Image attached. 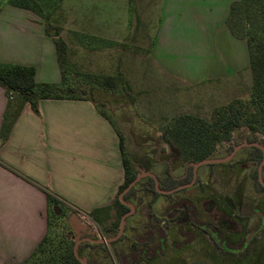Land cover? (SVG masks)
Segmentation results:
<instances>
[{
  "label": "crops",
  "instance_id": "obj_1",
  "mask_svg": "<svg viewBox=\"0 0 264 264\" xmlns=\"http://www.w3.org/2000/svg\"><path fill=\"white\" fill-rule=\"evenodd\" d=\"M233 1L224 0V11L221 14L223 31L228 40L236 44L241 43L243 50L237 60L232 53L226 59L230 75L212 73L211 79L208 80L210 82L224 80L231 75L234 78L245 66L247 56L244 49L248 48L247 44L245 40L235 38L226 25ZM3 11L4 9L0 10V63L32 67L35 69L38 83L59 84L62 74L56 46L53 38L46 36L42 19L32 11L12 5L6 8L7 13L3 14ZM77 25V29L72 31L85 35L91 33L97 41L113 42L118 39L102 33L101 29L91 30L83 23ZM64 28L69 29L68 25ZM165 29L164 26L157 27L146 54H126L119 69L130 88L141 86L142 91L151 94L148 96L144 94L142 101L152 98V101L160 104L175 103L178 101L175 92L181 87L190 88L198 85L191 76L182 77L181 69L175 63L176 52L172 45L175 39L169 40ZM68 31L70 30H63L62 27L61 37L68 46L70 60L72 43L69 34L67 36L65 34L69 33ZM141 45L145 46L144 43ZM80 49L84 55L85 51ZM100 50L96 47L92 51V61L98 68L96 70H103L104 65L106 67L103 60L110 56ZM112 63L111 61L109 69H112ZM116 67L113 66V69L116 70ZM96 74L112 75L100 72ZM8 102L6 91L0 86V135ZM38 110L36 113L30 105H26L13 124L7 140L0 145V264H24L32 256L50 232L51 215L55 207H58L61 213L66 212L73 236L78 239L82 260L86 263L111 264L110 245L117 251L121 249L119 244L125 238L136 248L137 253L139 249L151 250V253L144 254V257L138 254L142 264H151L156 260L164 262L167 254L175 255V252L170 250V242H177L178 245L187 242L184 251L187 254L195 242L201 245V239L197 238L204 237L207 232L191 221L180 222L183 206L178 209L179 217H174V221L167 225H161L162 222H166L165 214L171 202H180L182 199L190 201L183 195L182 189L185 188L187 193L191 190L195 192L196 203H192V206L195 207L200 199L205 198L207 202L202 205L203 209L222 211L216 219L218 229L213 231L209 225V231L212 230L220 240L225 241L227 238H224L222 233L227 231V234H230V231L235 229L236 233L232 235L230 241L227 239L225 242L234 247L242 245L240 243L245 226L241 224V229L237 230L238 226L228 219L235 215V212L230 214L231 209L235 211L239 209L240 188L232 186L234 193L227 194L217 182L229 185L231 181H236L243 172L240 163L245 161L244 156H239L240 152L254 146L238 149L228 161L204 164L197 168L193 164V180L189 184L175 187L173 181L184 179L189 165L182 164L172 147L166 153L160 151L159 146L167 140L150 147L151 141L148 139L149 135H146L143 138L145 140L139 143L142 160L138 167V161L136 162L128 152L129 147L123 128L121 129L95 102L46 99L39 103ZM157 110H161L160 117L164 120L181 114L197 115L181 113L177 106L159 105ZM143 124L148 127V134L151 132L154 134L150 122L145 120ZM163 125L158 133H163ZM120 135L124 138L125 153L132 162H135L137 177L140 176L135 185L142 182L126 201L124 200L126 189L119 194V189L126 178ZM167 142L171 145L169 141ZM226 158L215 156L212 160ZM214 177H217V182ZM148 178L154 179L157 196L145 190L144 184ZM197 179L203 185L202 190H198L194 184ZM156 182L160 191L157 190ZM48 193L59 202V206L50 205ZM117 197L129 208V212L121 218L118 234L116 236L104 234L108 239L107 245L90 238L87 232L78 237L71 226L72 216L76 212L90 215L95 209L112 205ZM224 197L228 198L226 202L223 201ZM110 214L112 216L110 221H114L115 210H111ZM260 220L259 226L254 228L251 234L252 236L256 234L255 239L262 236L264 243V218ZM122 221L124 229L121 233ZM255 239L252 238L250 246L256 242ZM203 243L205 248L202 249L200 259H191V264H212V255L217 264L236 261L229 260V254H224L226 258H222L210 242ZM139 244L142 246L138 249ZM154 251H157L158 255L154 254ZM258 256L255 254L252 258Z\"/></svg>",
  "mask_w": 264,
  "mask_h": 264
},
{
  "label": "rangeland",
  "instance_id": "obj_2",
  "mask_svg": "<svg viewBox=\"0 0 264 264\" xmlns=\"http://www.w3.org/2000/svg\"><path fill=\"white\" fill-rule=\"evenodd\" d=\"M44 3L50 4V9L46 11L51 18L54 26L63 30H70L69 34L72 46H70V60L73 64V69L70 65L66 64V68L71 72L73 81L80 84L83 88L90 90V86L86 81L78 77L76 73H106L116 74L125 60L126 54H146L147 47H151V42L154 39L157 27L164 26L168 39L172 41L175 49V63L181 69V75L191 76L195 81L196 86L186 88L181 87L179 91L175 92L178 101L175 103L163 104L152 101H142V97L151 95L148 91H142L143 87L138 86L129 90L118 88L116 91H105L103 89H95L90 96H92L97 103L98 107L114 119L117 125L124 131L128 143V152L131 157L138 161V167L141 165L142 150L139 143L146 135L154 147L156 144H161L164 140L168 141V137L164 133H158L161 126L169 120H164L160 116L161 110H157L159 105H167L168 107H176L181 113H196L204 118H210L213 110L217 105L229 102L236 98L247 100L253 89L252 72L250 66V57L248 48L244 49L246 53L245 66L237 75L229 76L227 79L220 81H208L213 75L222 74L224 76L230 75V67H226V59L232 53L233 57H237L242 53V44H236L228 40L225 32L223 31L221 14L224 11V0H40ZM6 8H10V4L5 0H0V10L4 9L3 14L7 13ZM79 23H83L85 27L91 30L93 28L101 29L102 33L108 36H114L117 41H97L96 38L88 35L77 34L73 29H77ZM68 25L69 29H65ZM241 40V39H240ZM142 41V42H141ZM246 42V40H245ZM144 43L145 46L141 45ZM247 44V42H246ZM143 46V47H140ZM247 46V45H246ZM101 49L107 56L110 54L104 65L103 70H96L97 65L92 61L93 48ZM248 47V46H247ZM82 48L85 51L83 55ZM69 60V58H68ZM69 62L72 64V62ZM113 62L111 67H116V70L109 69L110 62ZM68 62V64H70ZM224 69V70H223ZM99 71V72H98ZM102 71V72H101ZM239 77V78H238ZM138 80V78H136ZM239 80V81H238ZM139 83V80H138ZM208 83V85H207ZM220 84V85H219ZM133 89V90H132ZM145 89V88H144ZM126 90V91H125ZM155 93V92H154ZM156 94V93H155ZM155 98V97H154ZM139 101V102H138ZM147 120L153 128L154 134H148V127L143 124ZM143 125V126H142ZM252 140L255 143H260L264 146V137L260 134H252L246 129H242L234 134L232 141L226 143L218 148L215 156L218 158H226L231 156L237 146L242 144H250L248 141ZM164 142L159 146L160 151L163 153L172 149L168 142ZM156 147V146H155ZM241 148H247L242 146ZM240 149V148H239ZM243 152V153H242ZM239 156H244L243 162L240 163L242 175L236 181H231L229 185L217 182V177H214L217 185L222 186L227 194H233L232 186H238L241 192L239 198V209L230 210V214L235 212L233 217H227L233 224L237 225V230L241 229L243 224L244 230L242 231L243 244L253 231L254 228L259 226L261 218H264V190L260 188L257 181L264 184V162L255 160L252 148L242 149ZM253 159V160H252ZM135 163V162H133ZM136 167V166H135ZM211 167V166H210ZM137 171V170H136ZM188 178V184L193 180V176ZM185 177V178H186ZM186 183V184H187ZM197 185L198 190H202L200 181L197 179L194 183ZM183 195L188 197L189 203H196L194 190L187 193V188L182 189ZM214 191V190H213ZM221 197V196H220ZM223 197V196H222ZM224 202L228 200L227 197L223 198ZM207 200L200 199L199 203L194 207L197 219L211 225V229L216 231V219L222 213L220 209L209 211L202 208V205ZM226 204V203H225ZM227 208V207H226ZM182 215L180 222L191 221L189 212L184 205L182 208ZM229 210V209H228ZM53 213H56L53 210ZM259 213V214H258ZM224 214V213H223ZM166 215V225L171 223L170 215ZM59 221L54 222L53 235L57 234V240H60L63 231L68 229V218L66 212L62 211ZM174 217V215H173ZM179 217V214H178ZM66 226V229L65 227ZM209 231L213 233V231ZM240 231V230H239ZM207 231L201 239V245L196 242L190 247V252L184 253L187 242H182L179 246L177 242H170V250L175 252V255L167 254L166 261L156 260L151 264H191V259H200L202 249L205 248L203 242H210L213 249L219 253L222 258H226L224 253L218 248L210 233ZM236 233L233 229L230 234L227 231L222 235L230 241L232 235ZM261 233V232H260ZM254 236V235H253ZM252 236V238H253ZM251 238V240H252ZM54 246H56L55 238L52 237ZM227 239L225 241H227ZM262 236H258L253 245L249 246L246 252L242 254L230 255L229 260H236L228 264H264V243H262ZM250 240V241H251ZM141 243V241L139 242ZM175 243V244H173ZM203 243V244H202ZM52 246V247H54ZM121 249L117 251L110 245V259L111 264H142L140 262V255L151 253L148 248H141V244L137 247L139 253L132 244L125 238L119 244ZM155 252V251H154ZM193 252V253H192ZM48 255L49 253L46 252ZM154 254L158 255L156 251ZM258 254V258H252L253 255ZM134 257H133V256ZM233 256V257H231ZM212 264H217L215 257ZM244 258V261L242 259ZM249 258V259H248ZM247 259V260H245ZM226 260V259H225ZM220 264H226L225 262Z\"/></svg>",
  "mask_w": 264,
  "mask_h": 264
},
{
  "label": "trees",
  "instance_id": "obj_3",
  "mask_svg": "<svg viewBox=\"0 0 264 264\" xmlns=\"http://www.w3.org/2000/svg\"><path fill=\"white\" fill-rule=\"evenodd\" d=\"M5 1L12 6L32 11L42 19L46 36L52 37L56 46L62 80L59 84L38 83L34 68L0 63V86L5 89L9 100L4 115L0 145L7 140L13 124L26 105H30L33 111L38 113V106L42 100L66 99L95 102L94 98L90 96V93L92 94L95 89L100 88L105 91H116L120 87L127 90L131 89L120 70L114 75L75 72L78 77L91 85L90 90L75 83L71 77V72L66 68V64L70 65V68L73 67V64L68 60V46L61 37L62 30L54 26L50 16L46 14V11L50 9V4L40 0ZM226 25L235 38L247 42L253 89L247 100L236 98L220 105L213 110L210 118L181 114L170 119L163 126V133L168 137L175 154L179 156L182 164L189 165V177L193 176V164L214 158L218 148L231 142L234 134L238 131L246 129L252 134H260L264 137V0H234L226 19ZM248 142L255 143L252 140ZM251 148L255 160L261 161L263 151L255 146ZM120 149L126 178L119 189V194L138 175L135 164L125 153L124 138L121 135ZM187 182V177L180 181H173L175 187L184 185ZM257 183L264 190V186L259 181ZM141 184L142 182H138L133 186L125 195L124 200L126 201L127 197L135 193L137 186ZM144 188L146 191L153 193L154 196L158 195L153 178H148ZM48 200L51 206H59V202L49 193ZM184 205L189 212L191 222L209 232L208 226L197 219L193 206L187 200L182 199L180 202H171L166 211V214L170 215V220L174 221V217H178V209ZM111 210H115L114 221H110L112 217ZM127 212H129V208L117 197L112 205L95 209L89 216L103 234L116 236L120 228L121 218ZM60 218L52 212L49 234L24 264H82L75 255L76 242L72 239L74 234L70 225H68L66 231H63L59 241L55 236L57 234L53 235L54 222L59 221ZM64 227L66 229V226ZM209 233L211 239L224 254H242L248 249V246L245 247L244 243L238 247L230 246L225 241L220 240L218 235ZM52 237L55 238L56 246L53 245ZM46 252L49 254L47 255ZM77 254L82 259L79 245L77 246ZM87 264L95 263L88 262Z\"/></svg>",
  "mask_w": 264,
  "mask_h": 264
},
{
  "label": "water",
  "instance_id": "obj_4",
  "mask_svg": "<svg viewBox=\"0 0 264 264\" xmlns=\"http://www.w3.org/2000/svg\"><path fill=\"white\" fill-rule=\"evenodd\" d=\"M242 146H255V147H258V148H260L262 151H263V162H264V146L262 145V144H260V143H250V144H243ZM242 146H240V147H238V148H236L235 150H234V152L231 154V156H229L228 158H226V159H223V160H212V159H208V160H204V161H201V162H198V163H195L194 164V166H195V168H197L198 166H200V165H204V164H210V163H216V162H223V161H228V160H230L231 159V157L235 154V152L239 149V148H241ZM146 175H151V174H146ZM152 176V175H151ZM140 179V176L139 177H137L127 188H126V193L135 185V183L138 181ZM156 186H157V190L158 191H160V189L158 188V183L156 182ZM54 212L56 213V215H60V210H59V208L58 207H55L54 208ZM123 219H124V217H123ZM71 226H72V229L74 230V232L77 234V236L79 237V236H81V234L83 233V232H87V233H89V231H88V228H87V226L86 225H84L83 223H81L77 218H76V215L74 214L73 216H72V219H71ZM123 229H124V221H122V223H121V233H122V231H123ZM75 238V240H76V244H75V255L77 256V258L82 262V264H87L86 262H84L82 259H80L79 257H78V254H77V246H78V239L76 238V237H74ZM93 239V238H92ZM98 242H100L99 240H98ZM102 243V242H101Z\"/></svg>",
  "mask_w": 264,
  "mask_h": 264
},
{
  "label": "built area",
  "instance_id": "obj_5",
  "mask_svg": "<svg viewBox=\"0 0 264 264\" xmlns=\"http://www.w3.org/2000/svg\"><path fill=\"white\" fill-rule=\"evenodd\" d=\"M76 218L83 223L84 225L87 226L90 238H96L103 244L107 245L108 244V239L107 237L101 232L99 227L94 223L92 218L88 214H84L81 212H76L75 213ZM75 242V238H72Z\"/></svg>",
  "mask_w": 264,
  "mask_h": 264
},
{
  "label": "flooded vegetation",
  "instance_id": "obj_6",
  "mask_svg": "<svg viewBox=\"0 0 264 264\" xmlns=\"http://www.w3.org/2000/svg\"><path fill=\"white\" fill-rule=\"evenodd\" d=\"M264 186V185H263ZM259 214V213H258ZM166 222H162L161 223V225L163 226L164 224H165ZM204 225H206V226H208L207 224H204ZM203 229V228H202ZM204 231H206L205 229H203ZM255 235L256 234H254V236H253V238L255 237ZM90 236V235H89ZM251 238H252V234H250L249 236H248V238L246 239V241L244 242V244H245V247H247L248 246V249H249V246H250V243H251ZM94 239V238H93ZM96 239V238H95ZM96 240H98V239H96ZM248 244V245H247Z\"/></svg>",
  "mask_w": 264,
  "mask_h": 264
}]
</instances>
